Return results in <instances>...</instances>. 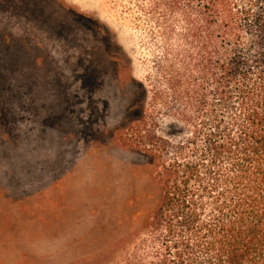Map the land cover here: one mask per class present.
Returning a JSON list of instances; mask_svg holds the SVG:
<instances>
[{"label": "rangeland", "instance_id": "rangeland-1", "mask_svg": "<svg viewBox=\"0 0 264 264\" xmlns=\"http://www.w3.org/2000/svg\"><path fill=\"white\" fill-rule=\"evenodd\" d=\"M204 44L173 0H0V264L173 255L177 148L214 99Z\"/></svg>", "mask_w": 264, "mask_h": 264}, {"label": "trees", "instance_id": "trees-1", "mask_svg": "<svg viewBox=\"0 0 264 264\" xmlns=\"http://www.w3.org/2000/svg\"><path fill=\"white\" fill-rule=\"evenodd\" d=\"M173 2L205 36L214 99L177 148L160 264H264V0Z\"/></svg>", "mask_w": 264, "mask_h": 264}]
</instances>
